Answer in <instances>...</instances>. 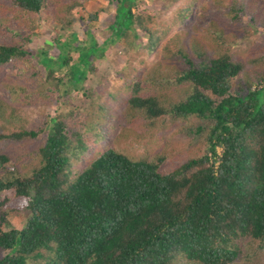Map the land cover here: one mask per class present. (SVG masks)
Segmentation results:
<instances>
[{"label": "trees", "instance_id": "obj_1", "mask_svg": "<svg viewBox=\"0 0 264 264\" xmlns=\"http://www.w3.org/2000/svg\"><path fill=\"white\" fill-rule=\"evenodd\" d=\"M11 1L29 13L62 3ZM115 1L106 42L137 26L147 35L144 52L161 59L143 73L128 63L117 91L87 89L84 106L69 88L59 94L64 107L41 122L0 129V264H264V50L244 62L179 34L159 50L170 30L135 11L139 0ZM181 1L185 21L196 0ZM85 2L74 5L87 9ZM226 8L234 22L264 27V7L233 0ZM60 20L72 26L69 9ZM78 41L72 32L57 42L56 57L41 58L31 35L0 42V71L26 68L33 83L13 87L14 104L0 96V120H13L18 104L53 105L61 85L80 87L107 46L92 33ZM123 123L141 134L179 124L199 151L183 162L161 152L132 156L111 136ZM89 150L92 160L78 168ZM13 210L25 212L20 224Z\"/></svg>", "mask_w": 264, "mask_h": 264}, {"label": "rangeland", "instance_id": "obj_2", "mask_svg": "<svg viewBox=\"0 0 264 264\" xmlns=\"http://www.w3.org/2000/svg\"><path fill=\"white\" fill-rule=\"evenodd\" d=\"M74 1L61 0L62 3L54 5V7L38 13H29L22 11L11 0H0L1 43H12L19 41L21 37L31 35L30 45L40 58L43 57L41 51H47L50 56L56 57L59 54L57 42H62L72 32L77 33L78 42H87L90 33H92L98 45L107 46L103 55L94 59L96 70L88 73V77L78 89L69 85H61V92L56 93L53 105H50L45 99H39L31 104H18L17 116L13 120H0L1 130L6 128L8 131L19 124L30 126L41 122L46 114L54 113L56 108L64 107L59 100V94H63L64 90L69 88L72 101L84 106L87 103L84 96L87 89L97 92L99 87L107 86L108 91H117L124 82L119 71L128 63L134 68L133 71L143 73L147 66L151 67L153 61L161 59L156 52L150 55L144 52L143 47L147 35L137 26L129 32L128 37L112 44H108L109 41L106 42L111 35L109 27L114 22L115 0H86L87 9L76 7ZM242 1L249 6L264 7V0ZM232 2L233 0H196L193 9L187 13L185 21H181L182 17L178 12L179 6L182 4L181 0L173 1L167 6L164 5L163 0H139L134 10L137 12L142 9L149 11L154 14L160 27L170 30L158 46L159 50L179 34L187 45L197 42L205 49L217 51V53L219 51L228 52L237 59L246 62L264 50V27L245 20L243 23L234 22L231 16L227 15L226 8ZM67 9H69L72 18V26L63 28L60 18L64 17ZM96 11L100 13L99 18L89 21V13ZM72 55L74 56L72 63H74L78 60L79 54L73 52ZM25 71L26 68L15 65H6L0 71V96L12 104L20 99V95L12 92L14 86L32 87L33 83L28 82L24 77ZM130 71L132 72V69ZM140 131L139 125L123 123L111 136L115 139L114 143L117 147L129 150L132 156H139L146 152H161L170 155L175 162H183L199 151L198 147H192L186 134L181 132L179 124L163 131L145 129L142 134ZM92 158V151L89 150L77 167L86 166ZM4 195L12 199L11 206L17 203L14 192H6ZM24 215L23 210L10 212V217L15 224H20Z\"/></svg>", "mask_w": 264, "mask_h": 264}]
</instances>
